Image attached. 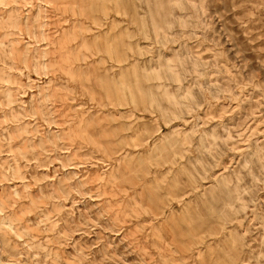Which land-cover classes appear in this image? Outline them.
<instances>
[{"label":"rangeland","instance_id":"obj_1","mask_svg":"<svg viewBox=\"0 0 264 264\" xmlns=\"http://www.w3.org/2000/svg\"><path fill=\"white\" fill-rule=\"evenodd\" d=\"M0 264H264V0H0Z\"/></svg>","mask_w":264,"mask_h":264}]
</instances>
